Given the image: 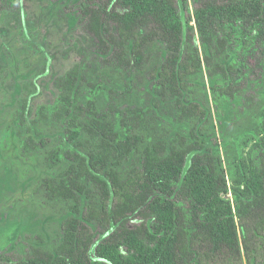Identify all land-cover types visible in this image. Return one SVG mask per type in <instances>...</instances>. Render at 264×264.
I'll list each match as a JSON object with an SVG mask.
<instances>
[{"label":"trees","instance_id":"obj_1","mask_svg":"<svg viewBox=\"0 0 264 264\" xmlns=\"http://www.w3.org/2000/svg\"><path fill=\"white\" fill-rule=\"evenodd\" d=\"M194 2L80 3L91 60L150 67V93L118 106L110 89L102 106L84 56L22 113V150H46V196L67 215L57 245L0 264H264V0Z\"/></svg>","mask_w":264,"mask_h":264},{"label":"rangeland","instance_id":"obj_2","mask_svg":"<svg viewBox=\"0 0 264 264\" xmlns=\"http://www.w3.org/2000/svg\"><path fill=\"white\" fill-rule=\"evenodd\" d=\"M83 0H0V250L22 257L30 244L57 245L67 215L62 202L50 201L45 177L56 174L46 150L26 155L20 118H36L39 108L55 96L56 80L85 56L92 63L89 78L106 90L101 105L116 97L118 106L142 103L149 96V68L119 72L91 60V40L79 5ZM193 12L194 0H188ZM162 59V47L151 48ZM152 65V64H151ZM213 105V104H212ZM117 130L124 133L120 123ZM138 161L134 156L127 166ZM230 174L228 169V175ZM225 198L235 202L230 190ZM135 222V221H134ZM21 232L13 245L5 241L10 227Z\"/></svg>","mask_w":264,"mask_h":264}]
</instances>
